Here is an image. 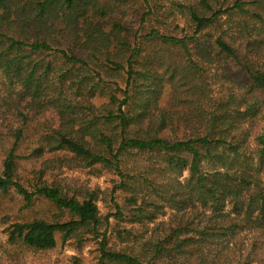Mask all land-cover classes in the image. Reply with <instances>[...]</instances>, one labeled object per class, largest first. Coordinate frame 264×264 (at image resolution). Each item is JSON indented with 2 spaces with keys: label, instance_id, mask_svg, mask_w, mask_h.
Masks as SVG:
<instances>
[{
  "label": "trees",
  "instance_id": "trees-1",
  "mask_svg": "<svg viewBox=\"0 0 264 264\" xmlns=\"http://www.w3.org/2000/svg\"><path fill=\"white\" fill-rule=\"evenodd\" d=\"M129 1L0 0V84L6 90L0 92V192L14 188L26 205L41 196L67 213L60 220L12 222L8 240L45 250L56 245L57 235L63 242L71 237L81 242L90 234L98 246L95 264H248L253 248L244 259L226 261L216 259L208 247L213 238L264 229V39L249 41L253 28L264 30V0H233L216 10L206 0L199 1L201 6L187 5L194 30L183 37L147 25L154 13L148 0L135 28L124 16ZM224 12L254 20L251 28L247 19L238 24V33L244 34L239 43L229 35L224 39V31L202 36ZM202 59L211 66L229 62L245 84H233L226 94L211 92L202 103L207 97L198 79ZM112 75L123 78V86ZM191 77L196 82L189 83ZM168 86L172 94L180 89L190 93L191 101L181 107L175 100L161 102ZM93 99L103 102L97 106ZM45 109L57 116L56 127L42 128L36 119ZM129 151L153 160L134 177L123 165ZM47 152L69 154L72 166L116 173L120 181L112 192H131L132 223L152 221L162 208L159 202L177 211L199 206L212 215L199 228L192 222L177 224L138 248L127 243L130 228L115 229L126 246L114 248L107 233L110 216L122 217L118 203L114 213L105 215L101 230L95 190L67 194L42 179V161L32 165L31 187L24 185V161ZM147 187L154 197L142 196L138 204V194Z\"/></svg>",
  "mask_w": 264,
  "mask_h": 264
},
{
  "label": "rangeland",
  "instance_id": "rangeland-1",
  "mask_svg": "<svg viewBox=\"0 0 264 264\" xmlns=\"http://www.w3.org/2000/svg\"><path fill=\"white\" fill-rule=\"evenodd\" d=\"M148 1L154 11L147 22L148 26H153L164 33L177 37L190 36L193 34L194 25L188 20L186 15L187 5H200V0ZM206 1L213 10H216L218 8L226 9L227 6L232 4L233 0ZM123 8L126 20L130 21V24L135 28L139 26V15L148 10L144 0H130ZM208 13H210V11ZM227 13L224 12L218 16V23L215 26L206 28L202 31L203 38L208 36L214 37L221 33V31H224L225 33L222 35L224 39H227V35H229L230 39L235 43L242 41L244 34L238 33V24H242L244 20L247 19L248 23L250 22L249 27L251 28L254 24V20H251L252 22L249 21L248 15H240L237 13L228 15ZM257 31H259V33H257ZM251 32L250 42L256 41V43L259 44V38L262 40L264 39V30H256L253 28ZM172 53L180 55L182 52L178 53L172 50ZM171 59L179 62L178 56H171ZM184 61L185 58H182L180 62L183 63ZM203 62L204 59L201 60L202 64H204ZM184 64L186 63L184 62ZM182 68L183 66L180 64L179 69L182 70ZM223 72H226L227 75ZM110 79H116L122 86L124 84V79L119 76L112 75ZM163 79L164 81L169 79L168 73L163 75ZM195 79L191 77V81L188 82H196ZM198 79L202 81V85L205 86L207 94V97L201 98L202 103L208 102L211 92L215 93V95H217V93L226 94L230 91L233 84L239 87V85L245 81L237 68L227 61H219V63L212 66L204 64V71ZM168 85L170 86V83ZM186 85L187 83L185 86ZM169 86L164 92L161 102L168 104L175 100L180 103L177 107H181V104L187 105L186 102L191 101L192 96L190 93L180 89L175 92V94H172L173 89H169ZM0 90L2 94H6V90L1 84ZM92 102L99 106L103 100L93 99ZM36 119L42 122V128H46L44 125L56 127L59 123L57 116L50 109H45L44 113L38 115ZM2 124L3 121L0 118V129H2ZM181 132H183L182 128ZM248 146L251 149L254 147L251 137ZM69 156V154L47 152L39 158L24 161V169L20 172L22 175V182L27 188L31 187L32 182L29 184L28 180L30 181L33 176L30 172L32 165L35 163V166H38L39 162L42 161L46 166L42 179H45L48 183L54 182L60 185L67 194L72 195L82 189L95 190L97 193V205L102 220L100 226L101 230L105 227V215L114 213V203H118L122 212V217L110 216V224L107 233L109 245L114 248H118L120 245L126 246L125 243L121 244L117 239L115 229L130 228L132 230V236L127 243H129L128 245H133L135 248H138L146 240H154L162 237L170 227L177 224L192 222V226L199 228V226L207 223L212 215L207 208L199 206L177 211L170 205L159 202L162 208L152 221L132 223L128 219L132 213L131 209L134 206L130 205L127 201L131 192L121 188L112 192L113 186L120 181L119 176L113 171L98 167L90 169L72 166L71 163L68 162ZM152 162L153 160H150L147 154L129 151L124 157L123 165H125V169L134 177L137 176L139 171H143V167H146ZM168 175L169 177L174 176L173 174ZM186 176L187 172L185 171L178 179L182 180ZM153 178L156 179L157 182L162 180L161 178ZM132 181L133 179H130L129 183ZM138 195V204L143 201L141 198L142 196L146 198L154 197L150 187H147ZM156 200H159V198H156ZM229 209L230 205H227L225 211L228 212ZM32 218L60 220L66 219L67 213L61 214L50 201L41 196L34 198L30 204L26 205L22 196L17 193L14 188H11L7 192H0V264H73L74 259H77V264L96 263L98 246L96 238L90 234L84 235L81 242L78 241L77 237H71L63 242L60 235H57L56 245L53 248L45 250L29 248L19 241L10 242L8 240V225L15 221ZM209 248V252L212 255H217L216 259H224L226 261L244 259L247 251L253 248L254 254L250 258L253 260L248 264H264V229H246L230 237L213 238L209 243L208 249Z\"/></svg>",
  "mask_w": 264,
  "mask_h": 264
}]
</instances>
